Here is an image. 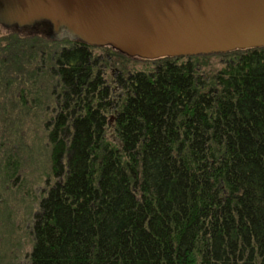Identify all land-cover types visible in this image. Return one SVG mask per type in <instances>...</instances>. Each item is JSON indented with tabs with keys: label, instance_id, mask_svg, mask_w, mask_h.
I'll return each mask as SVG.
<instances>
[{
	"label": "trees",
	"instance_id": "1",
	"mask_svg": "<svg viewBox=\"0 0 264 264\" xmlns=\"http://www.w3.org/2000/svg\"><path fill=\"white\" fill-rule=\"evenodd\" d=\"M211 56L223 65L204 71ZM190 59L192 75L173 62L132 74L111 133L94 108L55 123L47 187L29 198L8 129L19 132L14 112L29 107L15 96L38 76L1 67L0 209L8 194L29 202L24 264H264V47ZM77 68L65 78L78 97ZM17 244L5 264H21Z\"/></svg>",
	"mask_w": 264,
	"mask_h": 264
},
{
	"label": "water",
	"instance_id": "2",
	"mask_svg": "<svg viewBox=\"0 0 264 264\" xmlns=\"http://www.w3.org/2000/svg\"><path fill=\"white\" fill-rule=\"evenodd\" d=\"M40 21L142 59L264 47V0H0L1 26Z\"/></svg>",
	"mask_w": 264,
	"mask_h": 264
},
{
	"label": "flooded vegetation",
	"instance_id": "3",
	"mask_svg": "<svg viewBox=\"0 0 264 264\" xmlns=\"http://www.w3.org/2000/svg\"><path fill=\"white\" fill-rule=\"evenodd\" d=\"M191 57H129L109 46L83 43L64 28L48 21L26 27L0 25V75L5 70H1V67L9 63L13 68L27 66L29 75L38 76L36 85L27 84L17 92L16 105L44 108L43 121L48 133L55 130V123L65 119L72 123L76 116H85L88 108L96 109L102 119L101 129L111 133L120 113L119 102L124 106L128 101L132 74L140 73L151 78L162 65L173 62L180 66L186 63L192 75ZM79 59L85 61L87 69H71L74 79L78 76H84L85 79L80 88L82 94L77 97L72 90L70 92L65 77L69 68L78 63ZM130 61L143 63L147 69L130 71ZM1 93L0 85V98L3 96ZM81 107L82 111L78 112ZM61 135L70 136L69 133H59Z\"/></svg>",
	"mask_w": 264,
	"mask_h": 264
},
{
	"label": "rangeland",
	"instance_id": "4",
	"mask_svg": "<svg viewBox=\"0 0 264 264\" xmlns=\"http://www.w3.org/2000/svg\"><path fill=\"white\" fill-rule=\"evenodd\" d=\"M200 64L202 69H205L204 71L218 70L223 65L219 56H211L200 60ZM129 68L133 72L147 69L143 63L136 61H130ZM42 113H44V108H26V111L16 110L13 122L21 123L20 130L17 132L14 128L8 129L11 141L18 146L16 153L21 157V170L18 176L22 180V188L26 193V191H29L28 188L31 187L30 193L36 196L45 192L49 166L48 146L45 143L49 130L44 124ZM19 140H22L20 144H18ZM50 181H52V177H50ZM30 196L27 194L26 198ZM26 198L19 192V195H6V204L2 200L4 208L0 209V236L5 237V244H0V264L6 263L3 260L5 259L3 255H8L11 252L16 244V236L19 238V244L17 245H22L20 248L22 252L21 264H24V254L31 248V238L26 235L25 231L21 230L25 227V218L28 217V211L30 210Z\"/></svg>",
	"mask_w": 264,
	"mask_h": 264
}]
</instances>
